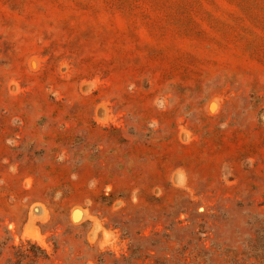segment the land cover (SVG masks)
Wrapping results in <instances>:
<instances>
[{"label":"rangeland","instance_id":"rangeland-1","mask_svg":"<svg viewBox=\"0 0 264 264\" xmlns=\"http://www.w3.org/2000/svg\"><path fill=\"white\" fill-rule=\"evenodd\" d=\"M0 264H264V0H0Z\"/></svg>","mask_w":264,"mask_h":264}]
</instances>
